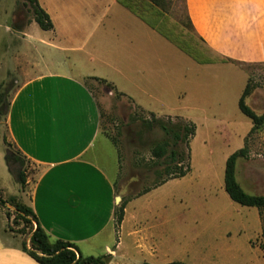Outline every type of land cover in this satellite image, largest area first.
<instances>
[{"label":"rangeland","instance_id":"374dc122","mask_svg":"<svg viewBox=\"0 0 264 264\" xmlns=\"http://www.w3.org/2000/svg\"><path fill=\"white\" fill-rule=\"evenodd\" d=\"M166 1L168 13L184 27L185 36L172 28L168 36L158 35L125 8L116 7L120 15L107 26L103 38L100 34L86 36L82 30L65 38L56 36L58 44L78 45L60 47L64 49L60 52L40 43L55 36L38 26L26 0H0V92L9 103L22 81L17 64L23 65L21 69L29 68V62L36 64L33 55L37 57V50L53 54V70L74 74L93 72V53L104 61L95 72L125 94L118 95L102 82L85 81L98 105L101 132L116 143V184L123 201L155 187L168 173L191 168L185 177L171 179L148 193L147 213L143 214L146 220L138 236L132 234L128 224L123 231L116 227L118 243L105 257L106 264H264V208L236 204L224 187L228 157L247 146L248 157L236 164L237 182L247 194L264 196V123L251 132L252 121L239 109L243 91L250 85L246 103L257 115L264 114V62L232 63L216 58L204 45L189 47L190 41H198L189 26L185 2ZM47 5L62 27L71 18L68 7L75 8L79 15L77 24L86 21L90 9L87 0H49ZM18 27L28 28L27 38L17 33ZM19 47H26V58L18 57ZM132 47H138L134 59ZM7 112L6 105H1L0 135L4 136ZM152 114L166 123L196 126L189 148L182 144L178 149L181 164L166 160L169 167L162 159L152 160V147L167 139L158 126L146 131L141 125L143 119L151 120ZM12 150L16 152L14 147ZM6 156L2 137L0 197L28 205L31 184L20 187ZM102 162L116 176L113 165ZM24 167L28 176L36 171L27 160ZM133 206L137 207L135 203ZM4 207L9 206L0 204V225L4 214H10L9 231L28 243L32 227L15 218L14 208L10 211ZM102 243L96 242V249Z\"/></svg>","mask_w":264,"mask_h":264},{"label":"crops","instance_id":"0c3cea01","mask_svg":"<svg viewBox=\"0 0 264 264\" xmlns=\"http://www.w3.org/2000/svg\"><path fill=\"white\" fill-rule=\"evenodd\" d=\"M48 1L38 0L54 25V29L47 32L55 38L40 40L48 49L63 52L60 47H78L70 43L58 44L56 36L65 38L81 30L86 36L100 34L98 36L103 38L107 34V26L120 15L116 7L125 8L146 28L160 35L153 25L140 17L136 0L132 9L123 5L122 0H87L90 9L86 12V21L81 24L76 23L79 15L75 8L68 7L66 11L71 18L63 23L64 27L56 22ZM62 1L69 3L70 0ZM141 2H146L145 6L150 10L146 15L150 19L158 17L156 26L160 25L167 33L172 28L186 35L184 27L175 22L169 13L148 5L147 0ZM184 2L199 42L190 41L192 47L204 45L216 58L227 62H264V0ZM71 19L73 22H70ZM15 30L27 38V27ZM146 34L149 36L148 31ZM137 48L132 47L131 59L136 57ZM76 50L80 51V48ZM6 51H9L8 48ZM16 52L19 58H26V47H19ZM36 53L37 57L33 55L36 64L29 62L26 69L17 64L22 81L9 102L6 132L5 136L1 133L0 138L6 137L7 142L19 150L36 170L27 178V184H31L27 206L33 209L50 241L72 243L83 257H94L93 254L108 256L118 243L115 213L123 202L116 184L118 151L103 136L97 102L85 85V81L90 79L97 82L105 80L112 85L95 72L98 64H104V61L90 53L93 72L74 74L53 70L56 65L52 61L53 54L48 52L45 55L40 50ZM135 107L142 110L139 106ZM102 159L113 165L116 176H112L109 166ZM150 191L125 200V216L119 226L122 231L128 224L132 234L139 235L143 229L142 222L146 220L143 214L147 213ZM134 203L137 207L133 206ZM1 222L0 264H39L24 250V241L9 231L10 221L5 214ZM29 241L26 243L28 248ZM99 241L103 242L102 246L96 249L95 243Z\"/></svg>","mask_w":264,"mask_h":264},{"label":"trees","instance_id":"16d2710c","mask_svg":"<svg viewBox=\"0 0 264 264\" xmlns=\"http://www.w3.org/2000/svg\"><path fill=\"white\" fill-rule=\"evenodd\" d=\"M29 5L32 7L34 20L38 24V26L43 31H51L54 29L53 22L49 16V14L40 6L38 0H26ZM143 1V0H141ZM140 0H136L138 11L140 12V17L150 25H153L155 29L160 34H167L162 27L156 26V20H159L158 17L150 19L146 14L150 12L149 9L145 6L146 2H141ZM149 2L148 5H153L157 7L163 12L168 13V6L166 0H147ZM135 0H122L123 5L128 8H133ZM160 22V21H159ZM189 26L192 27L191 23ZM191 45V44H190ZM192 47V46H189ZM212 61V60H211ZM105 83L110 89L115 91L118 95L124 96L123 93H119L116 91L115 87L107 84L105 80L101 81ZM251 94V87L247 85L243 91V94L239 100V109L240 111L249 118L253 123V128L251 132H253L256 128L263 125L264 123V114L257 115L246 103V98ZM5 106L8 108L9 103L5 100V96L0 92V106ZM141 125L146 131H151L155 126H158L166 135L167 139L162 143H158L154 145L151 149L152 160H163V163L170 165L166 160L171 161V164L179 165L181 164V159L179 160L180 152L179 147L184 144L189 148L190 140L196 134V126L193 123H180V122H169L166 123L161 118H157L154 114H152V119L149 120L147 118L141 121ZM4 141L7 145V156L6 162L9 167L10 172L15 177L17 183L20 185L22 189L26 188L28 181V173L25 166L26 157L19 151L16 150L14 152L12 150L11 144H9L4 138ZM116 146V143H114ZM172 147L173 149L169 150ZM249 155V149L247 146L237 150L233 154H231L227 161L225 167V175H224V187L229 195L230 199L244 207L251 208H264V196H253L247 194L242 187L239 185L236 179V164L240 158H247ZM170 167V166H169ZM191 168L186 167L182 169L179 173L170 174L168 173L166 178H162V181L157 184L153 189L165 184L167 181L171 179L183 178L189 172ZM151 189L145 190V192H149ZM17 200L11 199L10 201L3 200L0 197V204L9 205L11 208H14V212L16 214V219L19 218L23 224L28 227L31 226L30 233V241L29 248L26 243H24V250L39 264H106L105 257H83L79 248L69 242H65L62 240H58L56 242H51L48 234L41 227L37 216L35 215L33 209L23 203L16 202ZM6 208V207H4ZM125 208L126 201H123L120 207L116 211V227H119L124 220L125 216ZM11 211L10 208H6ZM7 218L9 221L11 220V215L8 214ZM35 226V227H34ZM264 238V233H263ZM173 264H181V263H173Z\"/></svg>","mask_w":264,"mask_h":264}]
</instances>
